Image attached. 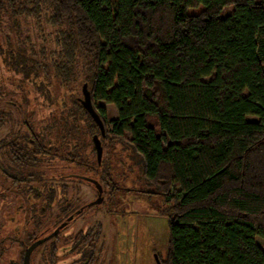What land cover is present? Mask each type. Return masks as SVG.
Here are the masks:
<instances>
[{
    "label": "trees",
    "instance_id": "1",
    "mask_svg": "<svg viewBox=\"0 0 264 264\" xmlns=\"http://www.w3.org/2000/svg\"><path fill=\"white\" fill-rule=\"evenodd\" d=\"M21 15L35 19L39 31L57 28L54 37L27 47ZM0 16L20 32L15 46L10 38L0 45V62L21 75L9 81L32 86L20 103L25 125L33 130L29 92L47 119L42 140L2 139L5 154L31 164L34 142L42 154L53 148L48 157L55 160L62 144L58 138L51 146L45 133L62 127V140L73 143L72 167L80 169L88 161L83 151L92 149L90 175L113 197L121 187L103 156L97 160V136L103 152L118 148L120 162L137 168L145 192L164 198L169 239L162 264H264L256 241H264V0H0ZM84 85L104 136L82 104ZM98 102L117 110L110 130ZM5 125L0 110V131ZM95 229L79 232L75 243L85 236L89 249L101 226Z\"/></svg>",
    "mask_w": 264,
    "mask_h": 264
},
{
    "label": "rangeland",
    "instance_id": "2",
    "mask_svg": "<svg viewBox=\"0 0 264 264\" xmlns=\"http://www.w3.org/2000/svg\"><path fill=\"white\" fill-rule=\"evenodd\" d=\"M233 12L232 8L225 9L223 16L227 17ZM1 17V16H0ZM21 21V35H30V40L26 43L27 47L34 44L38 48L39 42L37 37L53 38L57 28L46 26L43 31H39L36 27L37 23L33 18L25 19L23 15L18 18ZM6 17L0 18V45L6 46L7 38H10L12 44L15 46L18 40L19 33L15 28H8L6 26ZM17 34V35H16ZM51 34V35H50ZM37 42V45L36 43ZM52 50L56 49V45L51 42ZM7 47V46H6ZM48 49L50 47L48 45ZM21 75L17 72H10L2 67L0 62V110L4 112L6 117V125L0 131V142L2 139L8 140L13 133L29 134L31 139H34L36 135L42 140L41 130L46 124L45 110H41L38 107L39 100L35 99V92L30 93V98L33 100L31 106L27 108V112L31 113L29 117L30 124H32L33 130H28L25 125L26 115L21 107L20 103L24 100V90H32V86L27 87L19 86L12 83L10 78H21ZM206 79V81H208ZM55 85L57 83L54 81ZM25 87V88H24ZM23 92H22V89ZM38 98V97H36ZM97 107H104L106 109V121L108 123L109 130L112 127L111 122L117 118L118 113L113 104L98 102ZM43 117H45L43 119ZM45 120V121H44ZM249 121H257L256 117H247ZM49 124V123H48ZM62 127L54 130L51 133H45L52 143L59 142L62 147L58 148V155L55 160L45 158L43 164H40L38 172H41V176L46 177V181H40V188L48 190V186H52L58 193L62 190L63 194H66L73 204V208L82 209V215L75 216L72 219L67 233L75 235L81 229L95 228L97 225L103 227V233L100 241L98 242V250L101 248L104 254H102L103 264H156L155 255L166 257L168 239H169V227L168 217L161 213V210L165 207L164 198L159 195L148 194L145 187L141 182L137 180V168L134 166L129 170L130 163L126 164L125 153H123V159L126 165L120 162L119 149L112 150V147L105 149L103 152V161L107 166H111L113 173L111 176L121 187L120 190H116L114 196L111 197L109 192L110 188L105 185L102 187L105 193L102 195V201L98 204L90 206L92 202H95L99 198L97 188L87 181H83L74 176L82 175L84 177L94 178L89 172L90 168L95 166L96 158L92 149L84 150L85 158L88 161L83 160V164L80 165V169H71L69 161L67 160V154L71 152L73 143L69 140H62L63 133L59 132ZM33 133V134H32ZM128 138L131 137L130 133H126ZM83 138L89 144H92L90 136L84 132ZM48 141V140H46ZM17 143V142H16ZM94 145V144H93ZM117 146L116 143L112 144ZM43 150L49 151L50 148H44ZM76 151L75 149L73 150ZM52 152H54L52 150ZM5 154V148L0 149V164L16 166L14 161H11ZM69 155V154H68ZM86 158V159H87ZM36 170V169H35ZM89 172V173H88ZM72 174V175H70ZM8 183L0 170V247L2 248L3 255L1 254V261L3 264H13L20 260L21 249L16 242L9 240L6 236H11L8 233L9 224L5 218V213L8 211H14V206H18L19 198L16 197L12 190H17V187L7 190ZM108 188H107V187ZM26 187V186H25ZM107 188V189H106ZM131 188V189H130ZM136 188V189H135ZM23 189V187H22ZM8 191L4 197L2 194ZM107 191V193H106ZM23 192V191H22ZM103 194V193H102ZM15 198V199H14ZM65 204L62 198L58 205L50 212V215L40 224V228L46 223L56 221V217L59 215L60 208ZM13 224L18 226L17 220H13ZM11 228L14 227L11 225ZM33 227L29 225L31 230ZM25 235L20 236L22 239ZM257 244L264 251V241L260 238L256 239ZM38 257V256H37ZM35 253L34 261H38ZM63 257V256H62ZM37 259V260H35Z\"/></svg>",
    "mask_w": 264,
    "mask_h": 264
},
{
    "label": "flooded vegetation",
    "instance_id": "3",
    "mask_svg": "<svg viewBox=\"0 0 264 264\" xmlns=\"http://www.w3.org/2000/svg\"><path fill=\"white\" fill-rule=\"evenodd\" d=\"M28 136L30 135L15 132L8 138L7 142L10 143L17 140L16 142L20 143L28 138L29 143H31V140L33 139ZM37 136L38 135H36V137ZM33 143L30 144L31 149L29 150V152H33V154L30 155L31 164L22 166L13 162L16 166L9 167L8 165H2V168L0 169L9 184L7 190H12L17 187V190H12V192H14L16 197L20 199L18 206H14V211H8L5 213L6 220L10 222L8 225V233L11 234V236L7 235L6 237L11 241L16 242L21 249L19 262H13V264H25V254L32 246L33 249L30 254V264H103L104 259L102 254H104L105 250L103 251L102 246L98 250V242L102 237L103 227L100 224L96 226H101L99 237L89 249H87L88 243L83 244L85 242V236L81 238V243L78 245L75 243L77 241L75 238L79 232L86 233L90 231L89 229H94L95 231L93 230V235H95V232L98 231L95 229L96 227L81 229L75 235H72L70 232L66 234V231L69 229L68 227L71 225L72 219L75 216L74 209L77 211L76 216L82 215V209L79 210V208H73V204L69 200L70 198L66 194H63L62 190L57 193L52 186H48L47 191L46 189L43 190L40 188L39 182L41 180L46 181V177L41 176V172H38V169L40 164L44 163L41 159H45L46 156L42 157L45 153H39L37 149H34ZM52 150L53 148H50V152L47 151V160L49 159L48 155L51 156L53 153ZM6 156L13 161L11 155L6 154ZM68 161L71 166L70 168L74 169L71 164L72 162H70V160ZM98 162L100 163L101 161ZM74 177L79 179L82 178L81 180L87 182L89 180H94V178L89 179L82 175ZM93 185L96 187L95 184ZM7 190L2 194L3 197L8 192ZM62 198L64 199L65 204L60 208L56 221H48V223L40 228V224L43 223V218L45 219L50 215V212L55 208V205H58ZM13 220H17L18 226L13 224ZM11 225L14 229L11 228ZM29 225L33 227L31 230L29 229ZM23 235L25 236L21 239L20 236ZM25 244L26 247L23 248L22 245L25 246ZM87 250L90 252L89 254L87 253ZM23 251H25V253L21 259ZM0 252L1 254L3 253L1 247ZM35 253L36 257L38 256L37 262L34 261ZM91 258L94 259L90 261Z\"/></svg>",
    "mask_w": 264,
    "mask_h": 264
},
{
    "label": "water",
    "instance_id": "4",
    "mask_svg": "<svg viewBox=\"0 0 264 264\" xmlns=\"http://www.w3.org/2000/svg\"><path fill=\"white\" fill-rule=\"evenodd\" d=\"M83 94H84V98L82 100V104L86 108L87 112L89 113L91 118L94 120V122L99 126V129H100L102 135L104 136L106 134V126H105L104 121L102 120V118L100 117L99 113L97 112L96 108L94 107V105L92 103L91 95H90V92L87 88V85L83 86ZM94 142H95V146H96V150H97L98 161H101L102 155H103V148L101 145V141L99 140V138L97 136H95ZM90 181L96 185L97 190L99 192V198H98V200H96L95 202H92L90 204V206H92V205L98 204L102 201V187L97 181H94V180H90ZM32 249H33V246L31 248H29L25 254V264H30L29 261H30V254H31ZM155 260H156V264H162L158 255H155Z\"/></svg>",
    "mask_w": 264,
    "mask_h": 264
}]
</instances>
